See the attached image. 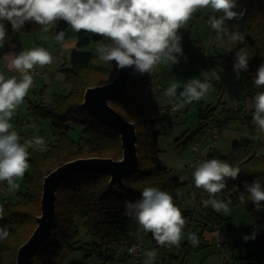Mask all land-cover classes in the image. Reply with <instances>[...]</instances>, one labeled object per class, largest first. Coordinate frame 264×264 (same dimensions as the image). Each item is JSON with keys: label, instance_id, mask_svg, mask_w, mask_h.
Here are the masks:
<instances>
[{"label": "trees", "instance_id": "1", "mask_svg": "<svg viewBox=\"0 0 264 264\" xmlns=\"http://www.w3.org/2000/svg\"><path fill=\"white\" fill-rule=\"evenodd\" d=\"M236 3L237 8L234 11L243 10L244 15L241 19L225 21V23L230 31H239L245 36L244 43H231L227 38L220 43L216 40V33L213 30V54L210 62L215 68L237 76L245 102L244 118H246L247 133L239 139L232 140L231 150L227 153L210 147L203 156V162L216 158L240 169L235 180L226 178V188L220 193L225 202L231 198L232 203L229 208L240 202L238 200L240 193H245L244 205L255 223V226L245 230V233L246 236L255 233V239L250 238L244 242L245 253L242 258L244 264H255L259 251L264 250V201L260 202L261 207L257 210L251 197L247 195L244 185L259 179L264 187V133H258L252 123L254 109L251 107L255 93L264 90V87L258 88L254 84L256 70L261 63H264V0H236ZM221 15L222 13L213 11L208 17ZM3 23L9 36L16 31L32 33L42 27L27 21L22 28L13 30L8 21ZM67 26L68 24L61 20L49 32L56 36L58 32H64ZM91 43L97 49L100 43L112 42L107 37L94 33L78 32L75 47L67 52L66 56L63 55L62 71L64 82L68 87L67 92L54 93L49 102L31 106L38 116L49 119L57 131L54 140L47 148L28 150L30 173L26 174L24 191H18L14 201L3 200L0 205L4 209L0 227L6 228L9 232L6 239H0V264H15L18 247L36 226V217L40 214L42 180L48 172L59 164L78 157L107 156L118 159L122 155L119 134L81 107L86 87L110 81L117 71L115 61L94 63L98 53L81 49L82 46ZM241 47H246L248 52V68L237 73L233 70V65L235 52ZM152 80L154 81L150 73L140 74L135 71L127 89L110 101L120 113L135 123L138 167L125 176L122 183L110 184L109 175L87 170L73 173L65 178L57 188L54 225L46 242L33 255V264H92L87 257L92 254L93 248L92 252L85 253L83 258L69 257L71 253L82 249V245L77 240L76 217L81 219L85 231L94 238L97 255L103 262L111 260L113 245L121 239H130L133 232L141 228L133 216L125 214V204L139 200L145 187H155L167 192L185 220L192 216L194 209L182 208L176 192L178 186L185 181L180 180L176 175H171L158 155L156 141L159 130L153 128L151 124L157 107L138 99V93ZM170 106L172 105L164 110L167 111ZM209 114L210 112L206 110L199 113V120L205 119V122H199L198 131L202 130L209 120H215L210 118ZM70 124L82 128L81 135L77 139H72L68 134ZM255 136L259 138L253 139L252 137ZM193 146L194 144L191 146V151L194 154L197 145L195 148ZM234 185L236 191H231ZM207 198L208 194H204L200 201V214L207 220L204 221L203 228H217L221 215L210 205L208 207L203 205L202 201ZM143 236L152 249L158 248L159 244L150 232L143 230ZM183 245H186L185 254L196 247V244L191 242Z\"/></svg>", "mask_w": 264, "mask_h": 264}, {"label": "clouds", "instance_id": "2", "mask_svg": "<svg viewBox=\"0 0 264 264\" xmlns=\"http://www.w3.org/2000/svg\"><path fill=\"white\" fill-rule=\"evenodd\" d=\"M206 8L222 13L219 17L210 16L208 19L218 42L223 43L227 38L231 43H244L245 36L239 31H230L225 23L241 19L244 15L243 10L234 11L237 8L236 0H0V47L7 34L3 21H8L13 30L31 21L48 32L62 20L76 32H90L111 40V44L98 45V57L94 63L115 61L117 69L133 67L140 74H149L157 65L170 68L179 62L178 57L183 52L178 32L194 12ZM63 36L62 31L58 32L55 39L61 42ZM11 55L10 67L20 73V78L6 79L0 74V182L6 181L11 189H17L19 185L14 180L22 178L27 171L29 153L9 121L32 86L31 70L36 65H50L53 58L42 47ZM248 61L246 47L239 48L235 52L233 70L237 73L246 71ZM201 75L204 76L203 80L193 78L184 82L183 90L179 93L177 89L181 86L171 83L164 95L177 97L176 108L201 101L213 87L207 74ZM254 84L258 88L264 87V63L256 70ZM251 107L254 109L252 123L258 133H264V90L255 93ZM26 143L28 146H42L44 140L37 136ZM239 173L238 167L216 158L200 163L192 173V180L196 188L208 194V198L202 201L203 205H210L217 212H230L231 198L225 202L216 199V194L226 188V178L235 180ZM244 187L259 210L260 202L264 201V187L259 179L245 183ZM231 191H236L235 185ZM238 200L245 203V193H240ZM3 213L4 209L0 206V219ZM125 214L133 216L161 246L178 245L182 239L185 219L173 203V198L165 191L145 187L139 200L126 202ZM8 235V230L0 227V239H6ZM250 238L255 239V233L243 237L245 241ZM188 239L193 244L198 243L195 234H189ZM145 257V264H153L156 251H146Z\"/></svg>", "mask_w": 264, "mask_h": 264}, {"label": "rangeland", "instance_id": "3", "mask_svg": "<svg viewBox=\"0 0 264 264\" xmlns=\"http://www.w3.org/2000/svg\"><path fill=\"white\" fill-rule=\"evenodd\" d=\"M213 14L211 9L197 10L192 18L179 30L178 35L181 36V46L183 54L178 57L179 62L166 67L163 64L157 65L150 75L156 80L161 87L158 94L138 93V99L146 103L153 102L151 105L157 107L155 114L152 116V127L159 130L156 146L158 155L162 162L166 165L171 175H176L181 183L176 192L179 196L181 206L184 208L194 209L192 216L185 220V226L182 230V239L178 245H159L155 250L157 260L164 264H244L242 258L244 249L245 230L252 229L255 226L254 220L250 212L246 209L244 203L238 202L230 207V212H217L221 215V221L218 225L219 229L224 233L222 241H216L214 236L208 241L200 233L199 222L207 221L200 214L199 196L207 194L203 189L196 188L192 180V173L195 168L203 162V156L210 147H215L223 153L231 150V142L239 139L247 133V124L244 118L245 102L240 83L234 73L221 71L211 65V57L213 54L214 33L208 23L209 15ZM43 26L32 33H24L16 31L12 36L6 35L3 46L6 48L8 40H14L19 44L18 53L27 51L35 47L45 48L53 58L50 65L43 67L36 65L38 74L34 76L31 88L24 102L19 105L9 121L13 124L14 130L20 137V143L31 148H47L48 144L55 138L57 129L53 127L47 118L38 116L32 105L39 103H47L51 100L54 93L67 92L68 87L64 82V56L67 55L72 48L75 47L78 32L74 31L70 25L64 30L63 40L57 42L55 36L49 31L44 32ZM94 44L82 46V50H92L97 52ZM66 54V55H65ZM59 58V59H58ZM4 63H0V74L5 78H20L13 72L7 70ZM3 70V71H2ZM202 73H206L212 89L206 94V97L199 102L185 104L182 108H177L171 113H166V107L176 105L177 97H166L165 90L171 83L175 82L181 87L177 89V93L182 91L184 82L190 79H204ZM142 93V94H141ZM228 103H236L237 110L231 114L232 119L226 123L217 136L213 137L209 132H200L197 126L205 122V119L199 120V113L206 110L210 114V118L217 119L223 106ZM159 107V108H158ZM162 117L168 119V125L163 128L161 123ZM34 125V126H33ZM71 125L68 134L72 139H77L82 132L79 125ZM42 137L44 144L42 146H28L27 141L34 140L35 137ZM198 141L194 154L191 146ZM30 173V166L22 178H16L15 183L19 185L17 189H11L7 182H0V205L3 200L14 201L18 191H24L26 174ZM198 199V203L195 202ZM216 199H222L221 193L216 194ZM78 226L77 240L82 245L79 249L69 255V257L83 258L85 253L94 251L87 257L92 264H120V260H103L97 255L94 238L85 231L82 226L81 219L76 217ZM142 230V229H141ZM189 234H195L198 238L196 247L185 254L186 245L188 243ZM143 235V230H142ZM144 237V236H143ZM206 241H205V240ZM220 244L222 247L217 246ZM160 247V248H159ZM150 250V251H151ZM148 251V248H147ZM126 264H129L127 262ZM264 264V250H260L256 263Z\"/></svg>", "mask_w": 264, "mask_h": 264}, {"label": "water", "instance_id": "4", "mask_svg": "<svg viewBox=\"0 0 264 264\" xmlns=\"http://www.w3.org/2000/svg\"><path fill=\"white\" fill-rule=\"evenodd\" d=\"M133 67L117 69L105 83L86 87L81 107L98 121L112 127L120 136L122 155L118 159L107 156L78 157L59 164L42 180L40 214L28 238L18 247L15 264H33L32 257L46 242L56 216L57 188L71 174L91 171L110 176L109 183H122L125 176L138 167L137 131L135 123L120 113L110 101L122 94L132 79Z\"/></svg>", "mask_w": 264, "mask_h": 264}, {"label": "built area", "instance_id": "5", "mask_svg": "<svg viewBox=\"0 0 264 264\" xmlns=\"http://www.w3.org/2000/svg\"><path fill=\"white\" fill-rule=\"evenodd\" d=\"M194 14V13H193ZM192 14V15H193ZM31 74L34 78L35 75L38 74L37 69L34 67L33 70H31ZM161 87L152 81H149L144 85L142 88V92L146 94H158L160 92ZM177 108L175 105L170 106V108L166 111V113H171L173 110H176ZM234 110H237V104L236 103H228L225 105L223 112L220 114V116L215 120H209L207 124L200 130V132H209L212 134L213 137H215L222 127L230 122L231 120V114ZM161 123L163 125V128H166L168 125V119L166 117H163L161 120ZM198 144V141L194 143L193 148ZM219 247H222L220 244H217ZM131 249H135V251H130ZM147 251V246L144 240V237L142 235L141 228H137L130 239L125 240L121 239L117 243L113 245L112 251H111V257L112 259L116 260L120 256H128L133 264H141L143 259H146L145 252Z\"/></svg>", "mask_w": 264, "mask_h": 264}, {"label": "crops", "instance_id": "6", "mask_svg": "<svg viewBox=\"0 0 264 264\" xmlns=\"http://www.w3.org/2000/svg\"><path fill=\"white\" fill-rule=\"evenodd\" d=\"M18 48H19V44L15 43L14 40H10V39L8 40L6 48L3 49V48L0 47V63H4L5 62L4 66L10 72H13L12 71L13 68L10 67V61H11V58H12L11 54H17L18 53ZM13 73L17 76V73H19V72H17L15 70V72H13ZM154 81H156V80L154 79ZM149 103H153V102H149ZM3 183H6V182L3 181ZM202 196L201 195L199 196L200 201H201ZM195 202L198 203V199L197 198H195ZM182 208H184V207H182ZM203 224H204V221H203L202 225H200L199 222L197 223V225L200 226L201 235L204 236L208 241H210L211 239L213 240L212 236H214V239H216L217 242L218 241H222L224 239V233L219 229V227H217V228L215 227L213 229H208V228H203ZM145 243H146V246L148 248V251H150L152 249V247L150 246V243L148 241H146V240H145ZM157 254H158V252L156 253V258H155L153 264H164L163 260L161 262H159V260H157ZM116 260H120V264H126L127 262H129V264H133L132 260L127 255L126 256H120ZM145 260L146 259H143L141 264H145Z\"/></svg>", "mask_w": 264, "mask_h": 264}]
</instances>
